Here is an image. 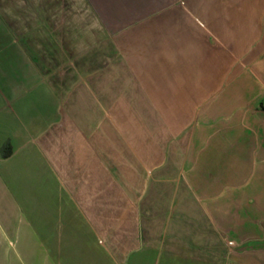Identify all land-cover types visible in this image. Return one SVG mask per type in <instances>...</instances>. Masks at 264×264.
<instances>
[{"label":"crops","instance_id":"1","mask_svg":"<svg viewBox=\"0 0 264 264\" xmlns=\"http://www.w3.org/2000/svg\"><path fill=\"white\" fill-rule=\"evenodd\" d=\"M106 14L124 22L101 24ZM86 15L130 51L109 77L112 95L130 96L125 112L171 97L157 109L182 129L168 149L160 134L153 152L144 136L102 152L100 123L88 136L82 122L70 137L67 118L58 129L52 81L66 80ZM0 176L14 207L33 208L28 264H264V0H0Z\"/></svg>","mask_w":264,"mask_h":264},{"label":"rangeland","instance_id":"2","mask_svg":"<svg viewBox=\"0 0 264 264\" xmlns=\"http://www.w3.org/2000/svg\"><path fill=\"white\" fill-rule=\"evenodd\" d=\"M101 11L104 12L107 10L102 8ZM70 18L72 19V17ZM73 19L74 23H76V20L79 21L78 27H81V17H73ZM84 19L85 31L83 33L81 31L74 32V34L70 33V41H75V43L78 41V46L68 49L69 71L66 80H61L64 76L63 74L62 77L59 75L57 79H53L52 81L53 86L61 92L60 97L62 98V100L58 98L62 106L61 110L63 116L62 123L60 121L56 122L58 124V129L60 130V127H65L64 120L67 118L69 125L68 135L70 137L77 136L79 132L83 131L82 128H80L82 122H84L85 125V136H88L92 135V129L100 123L101 133L104 137H109H106L100 145L102 147V152L106 150L104 147L110 146L108 144L109 140H116L118 142L116 144L118 151L126 153L131 151V149H128L132 146L128 145V139L124 138L126 141L124 142L121 136H133L134 141L137 137H139L138 140H140V136H144L143 139L147 137V139L143 141H147L148 144L143 143L142 145L145 148L148 147L149 152H153L157 150V144L153 143L155 142L153 140L160 134L165 135V147L168 149L171 147V143H168L170 139H167L170 137L167 138V136L178 135L182 129L173 126L172 119L174 115L172 112H162L157 111V109L161 108L160 105L171 97L156 95L146 96L144 97L148 104L146 107H148L150 111L125 112L124 104L130 100V96L118 94L124 92V89L121 88L120 90H118L119 88L117 89V94L112 95L109 88V77L113 76L114 78L116 71L120 74L124 71L126 66L124 57L129 50L128 48L126 49L127 46L123 38L113 37V43L109 44L104 36L107 33L93 30H96L98 25H100V21L96 15H86ZM123 22V16L115 17L107 14L101 16V24H122ZM115 40H117L116 43H114ZM149 54L154 55L155 51ZM109 56L111 57L110 63ZM77 60H85L83 72L80 70V65L75 63ZM97 79L100 84L99 87L94 85ZM64 87H67L65 88L67 89V96H64V89L62 90ZM152 92H155V90ZM165 107L169 106L166 104ZM151 109H153V111H151ZM140 117L145 119V123H148V127H141L139 126L140 123L133 121ZM163 121L166 127L157 128V124ZM59 130L56 133L57 135H60ZM53 135H55V133ZM41 137L38 138L40 139ZM121 141H123L124 144L119 143ZM135 146L134 144L133 147ZM42 148L43 145L41 146L37 143L38 152L36 148H33L34 150H27V154H23L24 157H28V160H23L25 164H28L30 167L40 166V163H38L40 161L39 151H43ZM42 154H44V152ZM17 178L20 180L22 179L23 184L29 182L28 176H20ZM4 181L5 177L0 176V264H28L29 249L32 241L26 238L29 232V217L25 212L32 211L33 208L19 209L14 207L12 191L6 190L7 185ZM34 188L35 187H33L32 190ZM24 198H29V192H26ZM18 236L22 238H16Z\"/></svg>","mask_w":264,"mask_h":264}]
</instances>
